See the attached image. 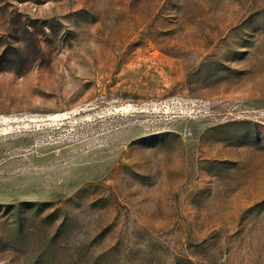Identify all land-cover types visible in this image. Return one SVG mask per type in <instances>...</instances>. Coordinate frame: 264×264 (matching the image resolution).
<instances>
[{
  "label": "rangeland",
  "instance_id": "rangeland-1",
  "mask_svg": "<svg viewBox=\"0 0 264 264\" xmlns=\"http://www.w3.org/2000/svg\"><path fill=\"white\" fill-rule=\"evenodd\" d=\"M0 264H264V0H0Z\"/></svg>",
  "mask_w": 264,
  "mask_h": 264
}]
</instances>
